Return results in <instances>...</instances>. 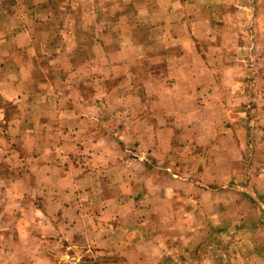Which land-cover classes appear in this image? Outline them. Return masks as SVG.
Wrapping results in <instances>:
<instances>
[{
	"label": "rangeland",
	"instance_id": "rangeland-1",
	"mask_svg": "<svg viewBox=\"0 0 264 264\" xmlns=\"http://www.w3.org/2000/svg\"><path fill=\"white\" fill-rule=\"evenodd\" d=\"M2 64L0 264H264V0H0Z\"/></svg>",
	"mask_w": 264,
	"mask_h": 264
},
{
	"label": "crops",
	"instance_id": "crops-1",
	"mask_svg": "<svg viewBox=\"0 0 264 264\" xmlns=\"http://www.w3.org/2000/svg\"><path fill=\"white\" fill-rule=\"evenodd\" d=\"M165 30H167V29H165ZM185 39H195V37L193 36V33H188L187 34V37ZM9 42H10L9 45H11L12 43H14L15 48H25L28 45V38L25 36L24 33H20V34L17 35L16 39H13V41L11 40ZM3 66H4V64L1 65V68L0 69H5V68H3ZM20 72H22V71L17 70L16 73H14L13 75L18 76V75H20ZM48 73L50 75H52L51 71H48ZM43 76L46 77L47 80L49 79L48 76L46 75V73H43ZM16 80H19V79L16 78ZM13 82H15V81H13ZM42 83H43V81H42ZM23 95L24 94L21 92V94L17 95V99H23V98H25ZM162 132L167 133V135H171V131L162 130Z\"/></svg>",
	"mask_w": 264,
	"mask_h": 264
}]
</instances>
